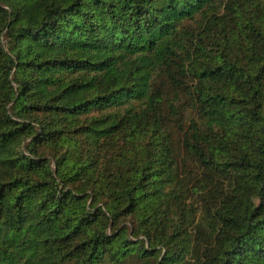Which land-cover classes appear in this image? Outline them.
I'll return each mask as SVG.
<instances>
[{"label":"trees","instance_id":"16d2710c","mask_svg":"<svg viewBox=\"0 0 264 264\" xmlns=\"http://www.w3.org/2000/svg\"><path fill=\"white\" fill-rule=\"evenodd\" d=\"M264 264V0H0V264Z\"/></svg>","mask_w":264,"mask_h":264},{"label":"rangeland","instance_id":"374dc122","mask_svg":"<svg viewBox=\"0 0 264 264\" xmlns=\"http://www.w3.org/2000/svg\"><path fill=\"white\" fill-rule=\"evenodd\" d=\"M130 261H131V258H130V257H128V258H126V259H125V261H123V263H122V264H128Z\"/></svg>","mask_w":264,"mask_h":264}]
</instances>
